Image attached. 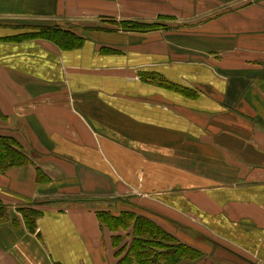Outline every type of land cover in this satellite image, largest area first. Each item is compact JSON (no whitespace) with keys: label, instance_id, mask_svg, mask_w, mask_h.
Segmentation results:
<instances>
[{"label":"crops","instance_id":"crops-1","mask_svg":"<svg viewBox=\"0 0 264 264\" xmlns=\"http://www.w3.org/2000/svg\"><path fill=\"white\" fill-rule=\"evenodd\" d=\"M159 16L177 28L113 29ZM19 20L91 28L71 50L2 39ZM0 39V136L30 160L0 172V264H116L131 228L97 211L202 252L178 264H264V0H0Z\"/></svg>","mask_w":264,"mask_h":264},{"label":"trees","instance_id":"trees-1","mask_svg":"<svg viewBox=\"0 0 264 264\" xmlns=\"http://www.w3.org/2000/svg\"><path fill=\"white\" fill-rule=\"evenodd\" d=\"M124 30L146 32L159 27L158 24H147L142 22H121ZM131 24V27L126 25ZM2 39L23 41L28 39H45L62 50H71L83 45L85 39L75 32L61 28L55 24H38L23 28L22 31ZM1 40V39H0ZM107 51H110L107 49ZM142 78L157 80L158 84L173 87L175 90L188 96H195L196 93L181 85L169 83L159 78L154 73L143 72ZM28 156L16 145L13 138L0 136V172L12 167L24 166L29 163ZM42 174L38 173V177ZM23 219L29 228H34L35 219L39 212L34 210H21ZM99 221L109 230L130 231V241L122 247L117 245L123 239L120 235L112 236V243L116 247L115 255L118 257L116 264H178L180 261L195 260L202 256L199 250L178 242L170 233L162 229L152 220L136 215L134 212H120L112 214L109 211L96 212ZM5 209L0 202V222L5 221Z\"/></svg>","mask_w":264,"mask_h":264},{"label":"rangeland","instance_id":"rangeland-1","mask_svg":"<svg viewBox=\"0 0 264 264\" xmlns=\"http://www.w3.org/2000/svg\"><path fill=\"white\" fill-rule=\"evenodd\" d=\"M159 20L157 21H137V20H123V21H118V22H113L114 23V31H122V32H133V33H147V32H152V31H155V30H160V29H176L177 27L175 25H173V22L170 20V17L168 16H159ZM121 22H142V23H147V24H158L159 27H157L156 29L154 30H150V31H146V32H140V31H134V30H124L123 29V25L121 24ZM14 24L12 26H15V27H18V28H29L31 26H38L39 23H43L44 25H49V24H55L57 25V23H50V22H33L34 25H32L31 23L32 22H27V21H24V20H19L17 22H13ZM59 25V24H58ZM61 28H66L68 30H71L73 32H75L77 35L79 36H82L84 37V39H86L85 37H89L88 35H84V31L83 29L89 27L88 29H90L91 27L90 26H85V25H82V24H79V25H75L73 24L72 27L71 26H64V25H60ZM126 27H131V24L129 25H126ZM110 29V28H109ZM140 79H142V75L140 74ZM22 151V150H21ZM23 152V151H22ZM110 213H112L111 211H109ZM112 214H115V213H112ZM117 215V214H116ZM116 232H123V230H116ZM122 236V240L119 242V244L117 245V248L120 246H124L125 244L129 243L127 241H125V236L124 235H120Z\"/></svg>","mask_w":264,"mask_h":264}]
</instances>
